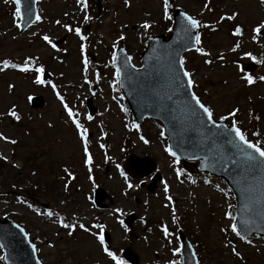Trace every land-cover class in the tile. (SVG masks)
<instances>
[{
    "label": "rangeland",
    "instance_id": "374dc122",
    "mask_svg": "<svg viewBox=\"0 0 264 264\" xmlns=\"http://www.w3.org/2000/svg\"><path fill=\"white\" fill-rule=\"evenodd\" d=\"M97 1L88 0V15L92 19L85 24L84 13L75 0H40L38 9L42 21L21 31L15 27V6L11 0L7 3L0 0V60L17 63L26 56L39 57V62L50 73L51 81L57 85L56 90L65 97L70 107L80 112V120L88 128L89 151L93 158L91 175L94 178V183L88 179L82 144L51 85L33 83V73L5 69L0 72V134L15 139L17 143L13 145L0 140V156L8 158L7 162L0 160V216H7L26 229L37 244L38 256L43 264H114V261L102 252L98 241L90 234L77 229L69 237L67 230L43 215L37 216L33 209L59 212L65 217V222L76 218L89 227L94 223L104 224V231H108L111 239L110 243L105 241L106 244L125 264H130L123 259L122 251L126 247H131L138 254L139 264H168L174 259L181 264V251L176 256L172 255L174 248L181 249L179 229L195 247L200 264H264V239L252 236L253 243L248 245L232 237L242 260L223 246L219 228L226 223L223 211L227 203L233 204L234 199L233 193L226 198L217 190V185L228 190L226 183L215 176L200 173L194 162L189 164L186 172L196 183H190L186 177L181 178L184 181L182 184L179 183L169 166L171 158L162 151L159 137L161 124L148 120L141 125L140 133L129 131L124 128V123L134 120L131 111L125 115L111 99L113 95H122L121 92H112L110 81L113 69L104 67L109 62L113 41L123 32L126 39L120 45L126 47L134 64L140 66L147 36L167 34V29L172 26V21H165L162 17V0H129L130 7H125L124 0H100V12ZM205 2L176 0L169 9L172 15L173 9L181 8L202 23L215 26V30H200L201 46L211 53V57L195 52L185 54L186 67L195 73L194 78L198 81L194 90L202 95L205 103H211L217 115L238 107L237 119L242 121L243 127L250 132L264 134V81L259 80L260 76H264V63H259L254 72L247 73L254 77L253 85L249 86L240 79L246 73L241 71L240 65L252 62L243 55L244 52H251L258 59L264 57V33L255 41L252 39L255 35L252 29L264 22V3L261 0H208L212 9L208 11L203 7ZM233 11L238 13L234 21L215 23L220 15ZM57 19L73 27L79 26L88 39L80 41L74 33L53 23ZM145 20L153 24L147 32L140 27ZM236 23L243 28L242 36L231 35L229 25ZM45 34L55 44L63 39L56 44L61 51L57 52L41 39ZM237 42L240 47L231 52L229 49ZM81 43L85 44L84 55L89 61L91 91L82 75ZM220 53L224 54L223 61L215 59ZM207 58L213 59L211 65L203 63ZM97 72L100 74L99 82L95 78ZM9 84L13 85L11 90ZM38 95L43 96L45 105L35 109L27 97ZM89 97L97 108L92 121L85 119L86 115H90L86 105ZM121 103L128 108L125 99ZM13 105L21 116L19 122L7 115ZM256 116L260 117L259 121ZM141 134L150 141L149 144L139 140ZM101 144L105 147L101 148ZM133 154L152 157L156 161V170L163 179L157 182L154 192L139 187L124 194L126 186L115 166L117 163L133 183H149L152 178V174L137 177L129 171L127 159ZM106 155L111 160L106 161ZM13 164L18 167H13ZM65 167L74 173V180H69L64 173ZM206 176L209 184L203 183ZM161 181L169 184V194L175 202L178 217L176 223L172 222L171 206L164 207L167 201ZM66 183L67 190L64 187ZM97 186L103 187L114 199L110 208L95 206L93 193ZM18 197L31 203L33 208L18 203ZM115 208H120L123 214L113 212ZM132 212L136 214V220L127 225L124 219ZM161 224H166L171 233L167 239L160 231ZM125 226L127 232L124 231ZM91 231L98 232V229L92 228ZM49 242L54 247L49 248ZM0 255H3L2 250Z\"/></svg>",
    "mask_w": 264,
    "mask_h": 264
},
{
    "label": "snow or ice",
    "instance_id": "6c2138e0",
    "mask_svg": "<svg viewBox=\"0 0 264 264\" xmlns=\"http://www.w3.org/2000/svg\"><path fill=\"white\" fill-rule=\"evenodd\" d=\"M5 2L7 3L8 0H5ZM11 3L15 6L13 12L15 27L20 29L22 27L20 23L22 18V0H11ZM75 3L80 6V10L84 13L83 22L85 24L88 23L92 19L88 15V0H75ZM261 3H264V0H261ZM124 4L125 7H130L129 0H124ZM172 6L170 0H162V17L165 21L173 20V16L169 12ZM203 7L208 11H212L208 0H206ZM64 16L67 17L68 13L65 12ZM179 16V27L176 29V35L172 42L167 45H159V42H157L158 47H152L151 54L145 57L144 62L139 68L132 63L133 57L126 54L125 48L120 47V42L126 39L123 32L113 41L109 62L104 67L110 66L113 69V78L110 81L113 93L121 92L122 89H125V84H127L129 87L126 90H129L130 94L134 93L139 96V107L154 109L167 122L164 127L160 128L159 137L162 151L171 158L169 166L172 168L175 178L179 183L182 184L184 182L181 179L182 177H186L192 184L196 183V180L181 166L182 159L197 162L199 169L202 171L209 169L220 171L231 178L232 183L235 185L233 189L225 190L217 185V190L226 198L232 192L239 193V206L231 202L227 203L223 211V220L226 223L219 228V232L223 237V246L228 248L233 256L242 260L243 257L233 243L232 237L237 238L245 244L252 245L253 241L250 233L255 231L261 239H264V134L257 131L250 132L243 127L242 121L237 119L240 112L238 107H232L225 114L217 115L211 103H205L202 100V95H198L194 90L198 87V81L194 78L195 73L186 67V56L184 53L195 52L203 57H211V53L201 46V32L197 31V29L212 28L215 30V26L202 23L200 19L185 11H181ZM237 16L238 13L235 11L231 12V14L220 15L215 23L231 22ZM26 17V22L40 23L42 21V16L34 12L31 7L26 10ZM53 23L70 33H74L82 42L88 39V37L82 34L79 26L73 27L71 24L62 23L59 19L54 20ZM140 27L147 32L148 29L153 27V24L145 20ZM229 27L231 28L232 36L239 37L243 35V28L240 24H230ZM167 31L172 32L173 29L168 28ZM252 32L255 34L252 37L255 41L257 36L264 33V22L257 24L252 29ZM32 35L35 36L36 33L33 32ZM41 39L57 52L61 51V49L56 47V44L49 35L45 34ZM153 40L154 37L152 35L147 36V41ZM239 47L240 44L237 42L229 50L236 52ZM80 52L82 55L81 63L83 66L82 75L84 83L89 85V91H91L92 81L88 78L89 61L87 56L84 55V43L80 44ZM243 55L256 63H264V57L258 59L251 52L246 51ZM215 59L223 61L225 59L224 54H218ZM203 63L211 65L213 59H204ZM5 69H15L23 74L33 73L35 75L33 83L37 85H51L64 112L67 114L68 120L76 130V135L82 144L83 163L89 173L88 179L94 183V178L91 175L93 158L89 151L88 128L81 122L80 112L70 107L65 102V97L56 90L57 85L50 79L43 78L46 74V69L39 62V57L26 56L22 62L17 63H12L7 59L0 60V72H3ZM95 78L99 82L100 74L98 72L95 74ZM240 79L249 86L255 83L254 77L247 73H243ZM259 80L264 81V76H260ZM225 83L227 82L225 81ZM8 88L11 90L13 85L9 84ZM27 99L31 101L33 98L32 96H28ZM111 99L119 105L121 112L125 113V115L128 114L129 109L121 103L124 99L122 95L119 97L113 95ZM107 110L105 109V111ZM7 115L17 122L21 120V116L18 114L15 105L8 110ZM249 115L251 116L252 113L250 112ZM143 118L142 113L140 119ZM85 119L92 121L93 116L86 115ZM255 119L259 121L260 117L256 116ZM48 126L51 127L50 124ZM124 128L129 131L135 130L137 133L141 131V125L134 120L130 122L126 121ZM102 135H106V133ZM0 140H5L13 145L17 143L15 139H9L3 134H0ZM139 140L145 145L150 143L142 134L139 135ZM100 147L104 148L105 146L101 144ZM123 150L121 149V151ZM7 159L6 156H0V160L7 162ZM105 160H111V157L106 155ZM12 166L18 167L16 164ZM115 166L120 176L123 177L126 186L124 190L125 195H127L128 190L141 187L143 181L139 183L131 182L120 164L117 163ZM63 171L69 180L75 179L74 173L69 171L67 167ZM32 175H35V173H32ZM161 183L163 185L164 199L167 201L164 207L171 206L172 222L176 223L178 217L176 216L175 202L169 194V184L166 181H161ZM203 183L209 184L210 180L205 177ZM64 187L67 190L68 184L66 183ZM17 202L27 204V207L30 209L33 208L31 203L20 200L19 197L17 198ZM61 203H64V201H61ZM33 211L36 212L37 216L43 215L53 224H58L60 228L67 230L69 237L73 236L77 229L90 234L98 241L102 252L114 261V264H125L106 244L104 224L94 223L89 227L85 223L78 222L76 218L65 222V217L61 216L59 212L52 210L41 212L38 209H33ZM113 212L123 214L120 208L113 209ZM141 222H144L143 217L141 218ZM120 223L123 225V221H120ZM15 227L19 230L23 241L31 249L32 256L35 257L39 251L37 244L32 242L29 233L24 227L19 224H16ZM92 228L98 229V232L91 231ZM124 231H128L126 226L124 227ZM160 231L165 239L171 235L166 224L160 225ZM47 246L49 248L54 247L51 242ZM6 247H8L7 243L0 242V250ZM180 251L181 249L176 247L172 250V255L176 256ZM192 255L195 259V253ZM8 259V255H0V261H4L5 264H7ZM35 264H42V261L36 259ZM168 264H180V261L174 259L168 261ZM195 264H199V260H196Z\"/></svg>",
    "mask_w": 264,
    "mask_h": 264
},
{
    "label": "water",
    "instance_id": "95a60500",
    "mask_svg": "<svg viewBox=\"0 0 264 264\" xmlns=\"http://www.w3.org/2000/svg\"><path fill=\"white\" fill-rule=\"evenodd\" d=\"M37 1L38 0H22L21 3V9H22V22H21V29L24 31L28 27H30L33 23L26 22V10L31 7L34 12L38 13L37 9ZM172 3L175 2V0H170ZM183 11L181 9H176L174 12V24H173V31L170 33L169 36H166L165 34L154 36L153 41H149L147 44L146 50L142 53V61L144 62L145 57L149 56L151 54V49L154 46H157V42H159V45H167L172 42L173 38L176 35V29L179 27V21L180 16L179 13ZM34 20V16H33ZM200 29H197L199 31ZM125 48V47H123ZM125 52L127 55L129 53L127 52L125 48ZM133 63V62H132ZM139 68V67H137ZM256 68L255 63H249L248 65L244 66L243 69L247 71L254 70ZM46 79H50V76L48 73L45 74ZM128 85L125 84V89H122L126 99L128 100V103L134 112V115L136 117V120L142 124L144 122V119L146 117L154 118L157 120H160L163 127L167 123L161 118V115L159 112L155 111L154 109L150 107H139V96L136 94H130L128 89ZM44 99L42 96H36L32 99V107L38 108L42 107L44 105ZM88 107L90 108V111L92 114L95 112V107L92 104V99L88 100ZM143 113V119H140L141 114ZM187 159H182V161L185 163ZM140 164H143L142 166ZM129 167L133 174L138 176H143L145 174L151 173L155 169V162L152 158H139L137 156H131L129 158ZM199 168V167H198ZM202 171V170H201ZM208 171L209 173L216 175L218 177H221L227 181V183L231 186L233 189L235 185L232 183V180L229 176L225 175V173L220 171H212V170H203ZM159 177V178H157ZM161 179L160 173H157L156 176L153 178L152 183L145 185L143 182L142 186H146V188L149 191H154L156 187V182ZM236 196V205L239 206V193L235 192ZM95 200L97 202V205L99 207H109L113 203V199L105 192V190L101 187H99L95 193ZM135 219V215L132 214L128 219L127 222L129 224L132 223V221ZM16 223H14L9 218H0V242L7 243L8 247H6L4 250V253L9 256V259L7 261L8 264H35V260L38 259L37 254L35 257L31 254V249L28 247L27 243L23 241L22 236L19 234V230L15 227ZM256 233L253 231L250 233V235ZM180 239L182 242V260L183 264H195V261L198 260L196 253L194 251V248L192 247L190 241L188 238L180 232ZM108 240L109 237H108ZM193 253H195V259L193 258ZM124 256L126 259L134 262L135 264H138V255L130 248H126L124 251Z\"/></svg>",
    "mask_w": 264,
    "mask_h": 264
}]
</instances>
